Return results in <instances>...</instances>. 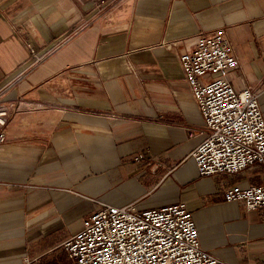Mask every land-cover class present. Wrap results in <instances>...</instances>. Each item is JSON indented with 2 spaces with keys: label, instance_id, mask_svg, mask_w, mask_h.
<instances>
[{
  "label": "crops",
  "instance_id": "1",
  "mask_svg": "<svg viewBox=\"0 0 264 264\" xmlns=\"http://www.w3.org/2000/svg\"><path fill=\"white\" fill-rule=\"evenodd\" d=\"M216 30L264 116V0H0V264H73L64 243L95 210L176 204L202 250L264 264V208L223 197L264 166L200 176L192 158L203 118L179 55Z\"/></svg>",
  "mask_w": 264,
  "mask_h": 264
},
{
  "label": "built area",
  "instance_id": "2",
  "mask_svg": "<svg viewBox=\"0 0 264 264\" xmlns=\"http://www.w3.org/2000/svg\"><path fill=\"white\" fill-rule=\"evenodd\" d=\"M179 62L203 118L205 137L192 152L198 174L233 175L254 164L264 166V116L258 94L252 88L237 91L227 80L239 61L224 31L201 36L179 55ZM206 75L214 77L205 80ZM22 77L17 74L7 86ZM9 116L8 108L0 107V145L6 140ZM223 197L243 202L248 210L264 208V185L232 186ZM64 247L73 264H227L201 249L184 204L148 210L103 206L83 220L81 231Z\"/></svg>",
  "mask_w": 264,
  "mask_h": 264
}]
</instances>
